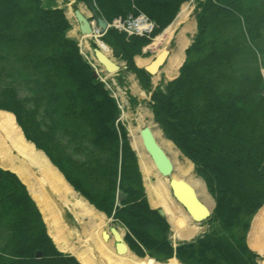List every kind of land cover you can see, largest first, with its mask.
I'll use <instances>...</instances> for the list:
<instances>
[{
  "label": "trees",
  "instance_id": "obj_1",
  "mask_svg": "<svg viewBox=\"0 0 264 264\" xmlns=\"http://www.w3.org/2000/svg\"><path fill=\"white\" fill-rule=\"evenodd\" d=\"M92 1L108 21L143 12L156 22L150 37L109 28L102 38L122 50L127 70L151 91V74L134 57L188 0ZM55 2L0 0V110L15 114L75 190L126 227L138 256L259 264L246 236L264 204V0H197V32L179 74L152 91L155 121L216 202L208 221L219 229L176 246L170 223L144 192L118 100L67 34L72 24ZM0 264H82L59 250L27 186L1 166Z\"/></svg>",
  "mask_w": 264,
  "mask_h": 264
},
{
  "label": "bare ground",
  "instance_id": "obj_2",
  "mask_svg": "<svg viewBox=\"0 0 264 264\" xmlns=\"http://www.w3.org/2000/svg\"><path fill=\"white\" fill-rule=\"evenodd\" d=\"M189 10L190 9L188 8V4H184L182 6L179 18L176 20V22L173 25L168 26L162 34L158 35L153 44L158 45L161 42H168L173 34V31L176 25L179 23V21L187 20ZM194 27H196V23L194 21L192 23L190 22L186 24L185 29L182 30L181 37H179V41H178L179 51L178 53L174 54L172 58L170 59V64H171L170 66L174 68L176 72L179 69L180 64L182 63V60L184 58V51L190 43L189 42L190 39L187 37L186 33L189 31H192ZM93 34L94 32L89 33L87 34V36H84L82 39L86 40L90 38L91 36H94ZM98 43L107 53L110 52V49L108 48V46L105 43H103L100 39H98ZM160 52L162 51L160 50ZM143 94L144 92H142V95ZM0 111H4V112H0V140L3 138L4 139L8 138L12 146L16 148L20 154L24 155L27 158V160H29V162L43 169L45 174L48 175V177L54 184L55 190L59 192L61 196L65 197L67 193L69 194L71 193V196H73V204L76 207L77 212L81 216V218H87V220L89 219L95 223H99V221L103 220V218H105V214L97 210L84 197L79 195L74 190V188L69 184L73 189V191H70L67 185L62 181L60 176L57 174V172L50 165H48L47 160L45 159L44 155L39 151H34L33 145L28 144L25 141L22 135L23 132L21 133L20 131L21 128L18 125L16 118H15V121H16L15 123L12 117V113L9 111H5V110H0ZM140 116L143 117L144 115L140 113ZM140 128L141 127H139V129L135 128L131 132L132 145L138 151L137 153L139 156V164H140V168H141L143 178H144V185L146 187L145 190L151 200L150 202L153 207L163 208L166 218L168 222L170 223L171 229L173 231L172 234L175 240H180V241L191 240L197 237L201 233L200 231H203L202 227L200 226V222L192 220L191 216L184 210L183 206L179 204L178 202H176V200L174 199V196L172 195L170 187H169V178L163 177L156 170L151 157L145 151L142 145L141 137L139 134ZM154 134L155 136L157 135L155 132ZM4 141L5 140H1L0 143H4ZM163 145L173 153V157L175 158L177 162L174 168V172L172 173V177L176 179H180V178L185 179L195 189L201 201L209 208H212L214 205L213 199L206 190L205 182L201 178H197L195 176L194 171H193V162L187 158L183 161L180 160L178 158L180 156L178 155L180 154L179 151L175 149H174L175 151H173V148H174L173 142L169 140L164 141L163 144H161V146ZM61 188L64 190L65 195L61 193ZM95 229L96 230L94 234L92 233L93 235L91 234L83 240L81 246L85 248L84 251L79 250V248L75 246L74 244H72L71 246L69 242H67V238L65 237L66 234L64 235L63 231L54 230L55 232H54L53 237L55 238L56 241L54 240L52 235L51 237L53 238L55 243L58 242V244H60L61 248L69 249L70 250L69 252L74 254L80 260L82 264H165L158 260L154 261V260H150L149 258H140L134 255L130 249H127V251L123 253H117L115 250V239L111 237L108 240H105L102 237L103 229H101L100 231L98 230V228H95ZM260 229L264 230V206L256 214L255 219L253 221V227L251 229V233H249V237H248L249 245L251 246V248L262 251L263 246L260 243L263 240V237H262L263 235L261 234ZM90 240H94L96 244H98L97 254L95 255H92L93 247L88 244L90 243ZM107 243H113L114 250H112L111 248H108L105 245ZM179 263L181 262H179V260L176 257H173L171 258L170 262H168L167 264H179ZM261 264H264V261H262Z\"/></svg>",
  "mask_w": 264,
  "mask_h": 264
},
{
  "label": "rangeland",
  "instance_id": "obj_3",
  "mask_svg": "<svg viewBox=\"0 0 264 264\" xmlns=\"http://www.w3.org/2000/svg\"><path fill=\"white\" fill-rule=\"evenodd\" d=\"M44 1H47V0H44ZM92 1V0H91ZM93 2V1H92ZM56 4H57V6L58 7H61V8H64V10H65V13H66V15H67V17H68V19L70 20V22H71V24H73V26L75 25H77V20H76V18H75V16L72 14V11L73 10H75L76 8H78V9H80V10H84V11H88L87 9H86V7H85V5H87L86 4V1L85 0H56V2H55ZM94 4H95V2H94ZM184 4H188V8L190 9L189 10V12L191 11V14L187 17V20L186 21H184L183 23H180V25L179 26H177V27H175V29H174V31H173V34H172V36H171V38L169 39V41L168 42H161V43H159L158 45H154L153 43H154V41H155V39H156V37L158 36V35H160V34H162L163 32H164V30L168 27V26H170V25H173L175 22H176V18L178 17V15H179V13H180V10H179V12H178V14L176 15V17H175V19L172 21V23H170L160 34H158V35H156L155 37H152V40H151V42H150V44H148V47L151 45V48L150 49H147V51H143V53L142 54H140V55H142V56H144V57H147L149 60L150 59H153L157 54V52L158 51H160L161 49H163V48H165V47H170V48H172V49H174V50H176L177 49V45H178V41H179V37H181V34H182V30H184L185 29V26H186V24L187 23H192L193 21L196 23V27H194V29L192 30V31H189V32H187L186 33V35H187V37L190 39V43H189V45L192 43V41H193V37L195 36V34H196V32H197V21H198V10L196 9L197 7V0H188V1H186V2H184L182 5H181V7L184 5ZM95 6H96V4H95ZM97 7V6H96ZM71 8V9H70ZM98 9V8H97ZM189 14V13H188ZM91 16V15H90ZM179 18V17H178ZM73 26L71 27V29L68 31V35L70 36V37H72L71 36V31L73 30ZM110 28H114V29H116L115 27H113V26H111ZM72 38H74V37H72ZM100 38V37H99ZM74 39H76V38H74ZM82 38H78V39H76L77 41H78V46H79V48H80V51H81V53L84 55V57L86 58V59H88L89 60V62L94 66V69H95V71L97 70V72H98V74H100L102 77H104V79H105V81H106V86L110 89V91L112 92V94L117 98V100H118V104H119V107H120V105L122 106V107H120V109H121V116H120V120L122 121V123L126 126V128H127V131H128V136H129V140H130V144H131V147H132V149L133 150H135V152H136V155H137V161H138V165H139V168H140V164H139V156H138V151L133 147V145H132V137H131V132H132V130L133 129H135V128H137V129H139V127H142L143 125H149L151 128H152V130L157 134L156 135V138H157V140H158V142L160 143V144H163V142L164 141H171V142H173L172 140H170L166 135H165V133H164V131H163V129L160 127V125H159V123L158 122H156L155 121V119H154V114H153V110H152V107H151V103H152V101H151V96H152V91H153V89L160 83V82H164V83H166V82H168V81H170V80H172V79H162L161 81H159V83L158 84H156V85H154V83H152V90L151 91H146L145 89H143L142 88V86L140 85V83L136 80L135 82L136 83H134V84H132V80L133 79H131V81L129 82V81H127V82H125V79H122V77H121V74H120V76L119 77H117V76H115L114 78L113 77H109V76H105L106 75V72L105 71H103V70H100V68H102L101 66H97V63H96V61H95V59H94V57L92 56V51H93V48L95 47V46H97V44H98V40L96 39V37H91V38H88L87 40H81ZM101 39V38H100ZM105 44L108 46V48L109 49H112L113 47H111L110 45H108L106 42H105ZM188 45V46H189ZM147 47V48H148ZM144 49V48H143ZM177 51V50H176ZM184 52H186V50L184 51ZM109 53H111L112 54V52L110 51ZM176 54V53H175ZM139 55V54H138ZM136 56V55H135ZM135 60V59H134ZM117 61L119 62V63H121L122 65H125V61L124 60H122L121 59V57H118L117 58ZM145 62H147V60H144ZM136 63V62H135ZM165 64V63H164ZM162 66H164V65H162ZM161 66V67H162ZM97 67V68H96ZM139 67V66H138ZM99 68V69H98ZM180 68V67H179ZM123 71H124V69H123ZM122 71V72H123ZM125 71L126 72H124V75H125V77H127V76H129L130 74H128L127 72H131V71H128L126 68H125ZM178 71V74H179V69L177 70ZM261 72H262V74H263V76H264V64L261 66ZM131 73H133V72H131ZM135 74V73H134ZM178 74L176 75V76H178ZM112 75V74H111ZM131 76V75H130ZM124 77V78H125ZM151 82H152V80H151ZM139 91V92H138ZM144 92V94L142 95V92ZM151 93V94H150ZM20 96H23V92L20 94ZM133 109V112L131 111ZM5 111H7V110H5ZM9 112H11V111H9ZM139 112H141L144 116L143 117H141L140 118V114H139ZM146 113V114H145ZM126 114V115H125ZM156 130H158V131H156ZM160 131H162V132H160ZM160 132V133H159ZM30 141V140H29ZM173 144H174V148H173V151H175V150H178L179 151V153L180 154H178V155H180L178 158L180 159V160H185L186 158L187 159H189L187 156H185L184 154H183V152L175 145V143L173 142ZM164 146V145H163ZM162 146V147H163ZM163 149L167 152V154L169 155V157L172 159V161H173V164H174V168H175V166H176V164H177V162H176V160H175V158L173 157V153L170 151V150H168L165 146L163 147ZM175 149V150H174ZM190 160V159H189ZM192 161V160H191ZM193 162V161H192ZM140 171H141V168H140ZM193 171H194V174H195V176L197 177V178H201L204 182H205V186H206V190H207V192L211 195V197H212V199H213V202H214V197L212 196V194L209 192V190H208V187H207V184H206V181H205V179L197 172V170H196V167H195V164L193 163ZM141 174H142V171H141ZM152 179H154V178H152ZM142 180H143V186H144V192H145V194H146V196H147V199H148V201H149V203H150V205H151V207H153L152 206V204H151V200H150V198H149V196H148V194L146 193V191H145V185H144V178H143V174H142ZM75 189V188H74ZM78 192V191H77ZM201 194V193H200ZM81 195V194H80ZM82 196V195H81ZM82 197H84V196H82ZM85 198V197H84ZM86 199V198H85ZM87 200V199H86ZM88 201V200H87ZM89 202V201H88ZM90 203V202H89ZM91 204V203H90ZM119 204V203H118ZM93 205V204H92ZM94 206V205H93ZM264 206V204L261 206V208ZM95 207V206H94ZM96 208V207H95ZM153 208H155V207H153ZM260 208V209H261ZM97 209V208H96ZM260 209L255 213V215H254V217H253V219H252V221H251V224H250V229H251V227H253V221H254V219H255V216H256V214L260 211ZM101 213H104V212H102V211H100ZM70 213L69 212H66V220H67V225L68 226H65L66 227V229H80L79 228V223L75 226V224H74V226H72V224H70V222H71V220H73V217L72 216H70L69 215ZM105 214V213H104ZM43 219H44V217H43ZM83 219V220H82ZM81 219V225L82 226H84V229H85V225H87L88 224V226H92L94 229L95 228H98V230L100 231L101 229H105V230H109V228L110 227H112V226H115V227H117L120 231H121V233H122V235H123V237L126 235V232H127V229H126V227L123 225V224H121L119 221H117V220H115L113 217H108L106 214H105V218H103V220H101V221H99V223H95V222H93V221H91V220H87V218H82ZM209 220V218L208 219H206V220H204V221H202L201 223H200V226L202 227V229H203V231H200L199 233V235H202V234H204V233H206V232H210V231H212L213 229H219V225H218V222H213V223H211V222H209L208 221ZM45 221V220H44ZM97 222H98V220H97ZM46 223V222H45ZM74 223V222H73ZM83 223V224H82ZM87 223V224H86ZM91 224V225H90ZM97 224H99V225H97ZM46 226H47V231H48V233H49V229H48V224L46 223ZM250 229H249V231H250ZM96 230V229H95ZM171 230V232H170V240H171V242H172V244L174 245V246H176L179 242H182V241H180V240H175L174 238H173V231H172V229H170ZM260 230H263V229H260ZM61 231H63V230H61ZM249 231H248V233H247V236H246V241H247V244H248V246L250 247V245H249V238H248V235H249ZM64 232V231H63ZM75 233H76V231H74ZM250 233H251V231H250ZM261 233H262V231H261ZM50 235V234H49ZM64 235H65V232H64ZM65 237L67 238V235H65ZM53 239V238H52ZM69 239H70V241L72 242V243H74L75 245H80V243H79V240H78V237L76 236H70L69 237ZM264 239V238H263ZM55 242V241H54ZM107 247L109 246V247H113V243H107V244H105ZM59 248V247H58ZM251 248V247H250ZM252 249V248H251ZM60 250V249H59ZM253 250V249H252ZM60 251H62V252H65V251H63V250H60ZM253 251H255V250H253ZM66 252H68V253H71V252H69V251H66ZM256 252V251H255ZM132 253L134 254V255H136V256H138L134 251H132ZM72 254V253H71ZM132 254V255H133ZM260 255V257H259V259H258V261H259V264H261V262L264 260V253L263 254H259ZM138 257H140V258H149L150 260H154L153 258H155V256H152L150 253H148L147 252V254L145 255V256H143V257H141V256H138ZM77 258V257H76ZM78 259V258H77ZM156 259H158V258H156ZM79 260V259H78ZM158 260H160V259H158ZM170 260L171 259H168V260H160L161 262H163V263H165V264H167L168 262H170ZM154 261H157V260H154ZM180 262V261H179ZM179 264H183L182 262L181 263H179Z\"/></svg>",
  "mask_w": 264,
  "mask_h": 264
},
{
  "label": "crops",
  "instance_id": "obj_4",
  "mask_svg": "<svg viewBox=\"0 0 264 264\" xmlns=\"http://www.w3.org/2000/svg\"><path fill=\"white\" fill-rule=\"evenodd\" d=\"M85 7H86V9L88 11H84V10H81V11L85 15L89 16L91 14V11L89 10L87 5H85ZM181 9H182V7L180 8V12H181ZM190 14H191V11L189 12L188 16ZM179 15H180V13H179ZM179 15H178V17H179ZM178 17L175 20H177ZM182 21L184 22V20L179 21L177 26H179L180 23H183ZM72 26H73V24H72ZM71 36L76 38V39L82 37L78 21H77V25L73 26V30L71 31ZM150 48H151V45L148 48L145 47L143 49V51L145 52V51H147V49H150ZM165 48L169 49V54L167 56V60H166V62L164 64V66L161 67V69L159 70V72H157V74L151 76V80H152V83H154V85L158 84L159 81H161L164 78L166 79L167 77H168L167 79H173L178 74V71L176 72L174 70V68H172L170 66L171 65L170 64V59L172 58V56L175 53H178L179 46L177 45V49H176L177 51L172 49V48H170V47L169 48L165 47ZM159 52L160 51H158L156 54H158ZM134 59H135L136 65L139 66V67L146 66L152 60V59L149 60L147 57H144L142 55H136L134 57ZM184 59H185V52H184V58H183L182 62L184 61ZM144 60H147L148 62H143ZM125 65H126V63H125ZM123 69H124V71H123ZM124 72H126L125 68H122L120 70V72H116V73H114L112 75H109V77H113V78L115 76L119 77L120 74H121V77H122V79H125V82H127V81L130 82L131 79H133L132 80V84L136 83L135 82L136 80L139 82V79L137 78L136 74L131 73V72H127L131 76L129 75V76L125 77ZM170 74H172V75H170ZM131 111L133 112V109ZM0 112H4V111H0ZM140 113L141 112H139V114ZM13 114L14 113H12V117H13V119L15 121L16 116H15V114L14 115ZM16 121H15V123H16ZM20 128H21L20 129L21 133L23 132L22 135H23V138L25 139V141L28 144H32L33 145L34 151H39V152H41L44 155L45 159L47 160L48 165H50L57 172V174L60 176L62 181L67 185L69 190L73 191V189H72L73 186L66 179L65 175L63 174V172L51 161L49 156L42 149L37 148V146H36V144L34 142H31V141H29L26 138V136L24 134V131H23L21 126H20ZM1 140H5V141H4V143H0V166L3 169L10 170V171L14 172L15 174H17L18 177L21 179V181L27 186V189H28L30 195L35 200L36 204L38 205V207H39V209H40V211H41V213H42V215L44 217L45 222L48 224V229H49L50 235H52V237H53L54 232L56 230H60V231L63 230L65 232V234L67 235V242H69V244L71 246L74 243H72L70 241L69 237L70 236H75V237L77 236L80 245H75V244L74 245L77 246L79 248V250L84 251L85 248L81 246L82 242L87 236L91 235L92 233L94 234L95 229L92 226H88V225H85L86 227H85V229H83L84 226L81 225V219L82 218L78 214L77 209H76V207L73 204V196H71V193L70 194L67 193V195L65 197L61 196L60 193L55 190L54 184L52 183V181L50 180L48 175L45 174L43 169H41L39 166H36L35 164L29 162V160H27V158L24 155L20 154L18 152V150L12 146V144H11V142H10V140L8 138L7 139L3 138ZM1 140H0V142H1ZM18 158H19V160H18ZM61 193L64 194V190L62 188H61ZM66 212H69L70 213L69 215L73 217V220H71V222H70V224H72V226H74V224H75V226L78 223L80 224L79 225V228H80L79 230L78 229H66L65 226H68L67 225V220H66V218H67L66 217L67 216ZM46 214H48V215H46ZM51 228H52V230H51ZM251 229H252V227H251ZM251 229H250V231H251ZM84 230H85V232H84ZM74 231H76V233ZM250 231H249V233H250ZM261 231H262L261 234L263 235L262 237L264 238V230H261ZM248 237H249V235H248ZM54 240H55V238H54ZM91 242H92V244H91ZM101 242H102V240H101ZM56 243H57L58 247L61 250L70 251L69 249L61 248L60 244H58V242H56ZM88 244L93 247V254L92 255L97 254L98 244H96V242L94 240H90V243H88ZM260 244L263 246L262 247L263 248L262 251L257 250V249L255 250L253 248L252 249L255 250L259 254H263L264 253V239L262 240V242ZM108 248H111L112 250H114L113 247H109L108 246Z\"/></svg>",
  "mask_w": 264,
  "mask_h": 264
},
{
  "label": "water",
  "instance_id": "obj_5",
  "mask_svg": "<svg viewBox=\"0 0 264 264\" xmlns=\"http://www.w3.org/2000/svg\"><path fill=\"white\" fill-rule=\"evenodd\" d=\"M85 1L89 10L91 11V16L96 19L97 25L100 27L101 34L106 33L109 27L108 20L98 11L94 2H92L91 0ZM74 14L77 21L79 22L81 34L85 36L89 33H92L93 28L90 23L89 17L86 16L78 8L75 9ZM93 50L96 61L104 67L107 73H115L122 68L121 64L117 61V58L120 57L122 53V50L120 48H113L112 54L107 53L100 45H97V47H95ZM168 54L169 49L164 48L162 52L157 54L156 57L144 68L150 74H155L164 64ZM95 76L99 77L97 71H95ZM139 134L141 137L142 145L145 151L151 157L156 170L163 177L169 178V187L176 202L183 206L184 210L191 216L192 220L201 222L207 219L213 212V208L216 205L215 201L213 207L209 208L201 201L191 184H189L183 178L176 179L172 177V173L174 172L173 161L169 157L167 152L163 149L161 144L158 142L154 131L149 125H143L139 130ZM119 198H122V194L119 195ZM157 209L162 216H166L163 208L158 207ZM111 235L115 239V250L117 253H123L126 252L127 249H129L128 244L126 243L123 235H121V232L117 227L112 226L109 228V231L103 229V239L108 240ZM37 256L41 257L42 252H37Z\"/></svg>",
  "mask_w": 264,
  "mask_h": 264
},
{
  "label": "built area",
  "instance_id": "obj_6",
  "mask_svg": "<svg viewBox=\"0 0 264 264\" xmlns=\"http://www.w3.org/2000/svg\"><path fill=\"white\" fill-rule=\"evenodd\" d=\"M111 26L126 31L128 34L149 36L156 28V23L145 13L130 15L127 18H115Z\"/></svg>",
  "mask_w": 264,
  "mask_h": 264
}]
</instances>
